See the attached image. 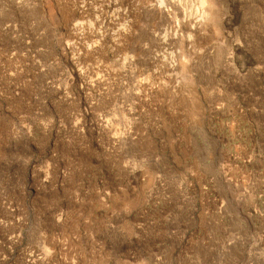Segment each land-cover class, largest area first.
Instances as JSON below:
<instances>
[{"label": "rangeland", "instance_id": "374dc122", "mask_svg": "<svg viewBox=\"0 0 264 264\" xmlns=\"http://www.w3.org/2000/svg\"><path fill=\"white\" fill-rule=\"evenodd\" d=\"M0 264H264V0H0Z\"/></svg>", "mask_w": 264, "mask_h": 264}]
</instances>
